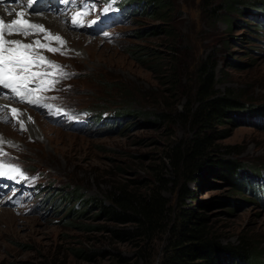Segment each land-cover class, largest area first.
Instances as JSON below:
<instances>
[{"label":"rangeland","instance_id":"1","mask_svg":"<svg viewBox=\"0 0 264 264\" xmlns=\"http://www.w3.org/2000/svg\"><path fill=\"white\" fill-rule=\"evenodd\" d=\"M225 1L217 0L211 12L201 0H171L168 13L155 16L151 14L155 8L143 2L126 22H112L115 25L101 31L73 28L62 12H32L57 15L69 37L61 44L44 40L46 33L36 35L42 43L60 48L57 53L40 51L70 74L48 93L50 98L65 106L116 115L87 131L82 123L69 128L27 104L0 102L4 131L0 155L21 163L26 173L40 174L43 187L41 197L29 205L27 196L14 202L24 208L9 203L11 190L0 196V264L144 262L136 260L131 243L116 239L108 230L116 227L115 222L100 213L93 199H103L113 185L130 186L136 179L156 181L153 165L163 164L164 148L190 135L175 113L194 97L197 65L209 55L216 61L219 92L230 88L246 104L264 105V28L255 30V24L264 22V14L260 16L256 9L264 0H237L240 7L236 8L225 7ZM121 5L127 6L125 0ZM102 11L110 15L106 7ZM20 37L24 43L34 41L32 35ZM140 53L143 57L138 58ZM127 105L163 111L173 118L163 122L153 113L129 114L124 111ZM12 106L27 110L37 129L25 124L22 130ZM217 128L227 129L216 139L220 154L239 159L249 172L264 171V117L243 114ZM188 185L202 203H209L211 224L223 243L236 245L241 235H248L264 257L261 186L250 182L251 192L244 188L235 193L238 201L233 205L216 204L232 193L222 179L205 175ZM163 193L175 200L171 185ZM156 244L158 249L161 242ZM91 250L96 253L86 254ZM158 259L159 254L154 264Z\"/></svg>","mask_w":264,"mask_h":264},{"label":"trees","instance_id":"2","mask_svg":"<svg viewBox=\"0 0 264 264\" xmlns=\"http://www.w3.org/2000/svg\"><path fill=\"white\" fill-rule=\"evenodd\" d=\"M201 1L211 12L216 10L217 0ZM133 2L141 6L143 2H148L155 8L151 11L154 16L165 15L171 8V0ZM227 6L236 8L239 4L237 0H226ZM257 8L262 16L264 1ZM255 25L257 31L264 28V22ZM137 52L135 50L133 53ZM137 57L143 55L140 53ZM215 68L216 61L211 55L198 63L194 97L188 99L183 109L175 113L177 118L186 123L190 135L164 148L163 164L153 165L156 181L149 183L146 179H136L130 186L113 185L103 199H93L100 213L115 222L116 227H108V230L116 239L131 243L137 250L136 260L144 261L142 264H154L158 254L157 264H264L263 255L256 252L257 244L248 235H241L236 245L221 241L211 224L207 211L209 203H202L197 198L196 190L188 185L190 181L200 182L205 175L222 179L228 183L232 193L216 204L227 202L235 205L238 201L235 193L244 188L251 192L249 183L260 176L258 168L250 169L249 172L239 159L220 154L216 139L227 131L217 128L219 124L226 121L232 123L243 114L264 117V105L254 108L230 88L219 92ZM130 108L127 105L124 111L133 115L153 113L157 120L163 122L173 118L170 113L163 111ZM225 151L231 153L229 149ZM167 185L175 190L174 201L163 193ZM261 194L263 200L264 193ZM158 241L161 244L157 249ZM95 253L91 250L86 254L91 256ZM120 259L127 260L125 257Z\"/></svg>","mask_w":264,"mask_h":264},{"label":"snow or ice","instance_id":"3","mask_svg":"<svg viewBox=\"0 0 264 264\" xmlns=\"http://www.w3.org/2000/svg\"><path fill=\"white\" fill-rule=\"evenodd\" d=\"M33 3H35V0H28L27 7L30 8ZM8 14L21 18L12 19L10 22H5V19L0 18V86L10 90L13 95L22 101L26 100L30 104H40L39 97L33 98L34 93L54 89L60 79L70 75L40 51L46 50L49 53H57L60 48L52 47L50 43H42L39 38L31 43H24L20 38L8 39L6 37L22 36L28 38L31 35L39 36L41 33H47L43 37L46 41H58L61 44L64 41L59 35H52L51 32H48L43 25L30 23L28 19H23L25 13L22 11L15 12L13 10ZM76 22L77 20L74 17L73 23ZM46 67L55 69V71L37 70ZM49 77L51 79H45ZM41 106L50 107L46 104H41ZM11 111L20 115L19 110L16 108H12ZM28 119L31 120V117H28ZM19 124L22 130H26L23 119L19 120ZM5 167L8 168V171L3 170ZM10 173L19 174L21 178L27 179L18 166L0 163V177L8 176L11 179H16V175H9Z\"/></svg>","mask_w":264,"mask_h":264},{"label":"bare ground","instance_id":"4","mask_svg":"<svg viewBox=\"0 0 264 264\" xmlns=\"http://www.w3.org/2000/svg\"><path fill=\"white\" fill-rule=\"evenodd\" d=\"M15 10V12H24L25 15L22 17L23 19H28L30 23H39L44 26L48 32H51L52 35H59L62 40L67 42V35L66 28L62 24V20L57 18V15L55 14H43L42 16H36L32 14V10H28L24 5L19 4V3H13V4H3L0 3V18L5 19V22H10L12 19H17L21 17H17L15 15H9L8 13ZM44 11V10H41ZM61 11H58L60 13ZM64 23V22H63ZM65 24V23H64ZM47 34V33H46ZM71 34V33H70ZM73 36V35H72ZM33 40L41 37H37L36 35H32ZM8 39H13V38H20V36H11V37H6ZM69 38V37H68ZM12 108H16L19 110L20 115L15 113L20 119H23L25 124L31 128V130H36L37 125L35 123V118L27 111L24 109H20V107H15L12 106ZM11 108V109H12ZM28 117H31V120L28 119ZM4 137V131L0 129V139ZM5 139V138H4ZM6 214V212L4 211Z\"/></svg>","mask_w":264,"mask_h":264},{"label":"clouds","instance_id":"5","mask_svg":"<svg viewBox=\"0 0 264 264\" xmlns=\"http://www.w3.org/2000/svg\"><path fill=\"white\" fill-rule=\"evenodd\" d=\"M111 119H109V120H111ZM109 120H107V121H109ZM104 122H106V121H104ZM32 177H34V179ZM28 178L31 180L29 181L27 186L30 188H33V190L36 192V196L34 199H36L37 197H41V192H42V188H43L42 184L40 183V180L42 178L41 175L31 172V173H28ZM15 198H17V197L12 198L11 196H9V200H10L9 203L12 205L18 206V207H22V208L27 207V206H23V205H19V204L17 205V203H14L16 201ZM20 198H21V196L18 199H20ZM27 199H28V197H27ZM34 199L29 198V200H27V205H29L31 203L30 201L34 200Z\"/></svg>","mask_w":264,"mask_h":264}]
</instances>
